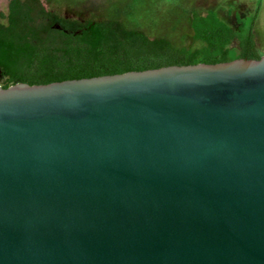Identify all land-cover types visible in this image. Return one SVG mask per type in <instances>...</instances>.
<instances>
[{"label": "water", "instance_id": "water-1", "mask_svg": "<svg viewBox=\"0 0 264 264\" xmlns=\"http://www.w3.org/2000/svg\"><path fill=\"white\" fill-rule=\"evenodd\" d=\"M0 264H264V55L0 86Z\"/></svg>", "mask_w": 264, "mask_h": 264}, {"label": "trees", "instance_id": "trees-1", "mask_svg": "<svg viewBox=\"0 0 264 264\" xmlns=\"http://www.w3.org/2000/svg\"><path fill=\"white\" fill-rule=\"evenodd\" d=\"M130 0L102 19H72L47 10L41 0H10L0 20V86L48 84L171 65L217 64L259 59L254 14H235L236 27L218 12L191 11L193 46L149 35ZM236 43L233 45V43Z\"/></svg>", "mask_w": 264, "mask_h": 264}, {"label": "rangeland", "instance_id": "rangeland-1", "mask_svg": "<svg viewBox=\"0 0 264 264\" xmlns=\"http://www.w3.org/2000/svg\"><path fill=\"white\" fill-rule=\"evenodd\" d=\"M10 0H0V20L6 14ZM130 0H41L43 6L60 16L72 19H102ZM259 8L254 31L257 45L264 53V0H139L138 14L141 29L149 35L169 37L177 44L193 46L188 18L191 11L204 13L209 9L236 27L235 14L245 17ZM236 43L234 42L233 45ZM2 77L0 75V84Z\"/></svg>", "mask_w": 264, "mask_h": 264}]
</instances>
